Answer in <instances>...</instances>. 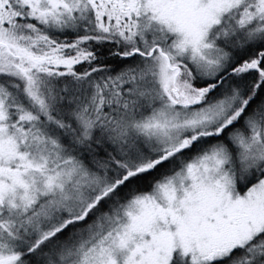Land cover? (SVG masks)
Here are the masks:
<instances>
[{
  "label": "snow or ice",
  "instance_id": "snow-or-ice-1",
  "mask_svg": "<svg viewBox=\"0 0 264 264\" xmlns=\"http://www.w3.org/2000/svg\"><path fill=\"white\" fill-rule=\"evenodd\" d=\"M0 264H264V0H0Z\"/></svg>",
  "mask_w": 264,
  "mask_h": 264
}]
</instances>
